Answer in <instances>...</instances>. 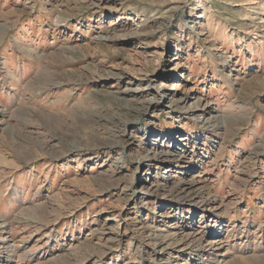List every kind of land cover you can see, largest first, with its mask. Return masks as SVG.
<instances>
[{
	"label": "rangeland",
	"instance_id": "obj_1",
	"mask_svg": "<svg viewBox=\"0 0 264 264\" xmlns=\"http://www.w3.org/2000/svg\"><path fill=\"white\" fill-rule=\"evenodd\" d=\"M0 264H264V0H0Z\"/></svg>",
	"mask_w": 264,
	"mask_h": 264
}]
</instances>
